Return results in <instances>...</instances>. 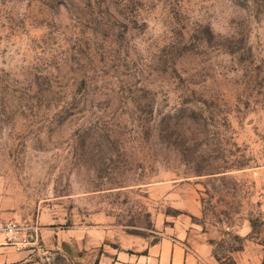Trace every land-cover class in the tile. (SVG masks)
Wrapping results in <instances>:
<instances>
[{
	"label": "rangeland",
	"instance_id": "1",
	"mask_svg": "<svg viewBox=\"0 0 264 264\" xmlns=\"http://www.w3.org/2000/svg\"><path fill=\"white\" fill-rule=\"evenodd\" d=\"M262 215L264 0H0V220L40 225L26 264H262Z\"/></svg>",
	"mask_w": 264,
	"mask_h": 264
},
{
	"label": "crops",
	"instance_id": "2",
	"mask_svg": "<svg viewBox=\"0 0 264 264\" xmlns=\"http://www.w3.org/2000/svg\"><path fill=\"white\" fill-rule=\"evenodd\" d=\"M37 227L34 228L36 231L39 230V224L36 223ZM33 247L22 248L16 246L5 245L2 240L0 241V264H26L29 262L31 254L35 252ZM152 253H150L147 261L144 264H185L184 254L182 252H177L176 258L174 259L171 254L160 253L157 259L151 258ZM130 264H138L134 261H129ZM149 262V263H148ZM156 262V263H155ZM141 264V263H139Z\"/></svg>",
	"mask_w": 264,
	"mask_h": 264
},
{
	"label": "built area",
	"instance_id": "3",
	"mask_svg": "<svg viewBox=\"0 0 264 264\" xmlns=\"http://www.w3.org/2000/svg\"><path fill=\"white\" fill-rule=\"evenodd\" d=\"M37 231L28 226L0 220V241L8 246L31 248L35 245Z\"/></svg>",
	"mask_w": 264,
	"mask_h": 264
},
{
	"label": "trees",
	"instance_id": "4",
	"mask_svg": "<svg viewBox=\"0 0 264 264\" xmlns=\"http://www.w3.org/2000/svg\"><path fill=\"white\" fill-rule=\"evenodd\" d=\"M252 232L250 238L259 242L264 248V215L250 220ZM264 264V260L263 263Z\"/></svg>",
	"mask_w": 264,
	"mask_h": 264
}]
</instances>
